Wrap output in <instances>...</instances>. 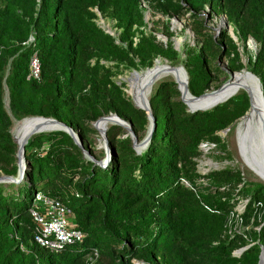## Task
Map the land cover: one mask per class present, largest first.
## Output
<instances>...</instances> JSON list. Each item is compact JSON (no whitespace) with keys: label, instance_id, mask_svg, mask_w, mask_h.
<instances>
[{"label":"trees","instance_id":"16d2710c","mask_svg":"<svg viewBox=\"0 0 264 264\" xmlns=\"http://www.w3.org/2000/svg\"><path fill=\"white\" fill-rule=\"evenodd\" d=\"M187 1L197 6L198 0ZM222 1L232 18L250 0ZM254 1L264 6V0ZM138 4L139 0H0L1 173L18 174L16 145L3 107L4 85L16 117L51 116L72 128L109 111L134 126L147 121L146 112L126 99L117 83L88 70L94 57L125 59L134 53L145 67L153 65L154 56L175 57L176 51L164 50L147 37L133 46L131 28L142 23ZM95 8L117 21L120 37L97 26ZM30 36L33 41L27 43ZM259 41L250 70L260 78L264 95V32ZM34 52L40 60L39 81L26 78ZM201 67L193 64L187 71L188 89L195 96L207 88ZM172 97L173 85L168 81L152 94L156 127L142 152L133 149L131 138L117 139L109 133L112 157L106 165L87 159L64 131L32 136L26 144L22 176L0 181V264H87L93 251L98 253L95 264H131L133 258L159 264L158 257L167 264H259L264 251V183L243 182L230 167L211 171L218 181L211 190L184 183L200 175L193 159L199 143L247 110V93L241 91L225 103L195 112L184 110L185 105ZM77 176L81 180L74 183ZM38 191L71 209V220L85 234L81 242L61 251L35 242L30 208ZM239 192L248 196L245 207L258 212L255 219L260 227L250 235L253 244L233 255L232 241L221 239V234Z\"/></svg>","mask_w":264,"mask_h":264},{"label":"rangeland","instance_id":"374dc122","mask_svg":"<svg viewBox=\"0 0 264 264\" xmlns=\"http://www.w3.org/2000/svg\"><path fill=\"white\" fill-rule=\"evenodd\" d=\"M196 4L197 6H192L187 0H139L138 9L142 13V23L135 24L131 28L133 46L142 37H147L164 50L176 51L174 58L169 59L162 55H157L151 59L153 65L145 67L140 64L139 58L134 53L128 54V58L125 59L99 58L97 61L94 57L89 62L88 70L92 73L96 71L101 76H108L112 81L117 83L121 87L124 97L130 100L134 106L135 103L132 98L133 94L131 93L130 85L123 78L131 77L135 73H141L152 68L158 60L165 63L168 62V64L170 63L174 67L183 65L187 69L186 72L193 67V64L200 63L202 72L207 75V88L204 92L219 91L218 88L226 81L228 84L231 81V75L236 73V71L242 70L239 72L241 73L253 67L261 47L259 37L264 32V6L259 5L254 0H250L240 15L230 18L229 11L222 0H198ZM174 8H177V10L174 11ZM97 15L94 20L99 28L106 30V32L109 31L111 35L120 37L122 28L117 25L115 19L108 14L97 13ZM124 46H126V43H124ZM96 64L99 65L97 69H95ZM9 67L10 63L6 66V73ZM187 76L189 77V74ZM167 81L173 85V97L171 100H180L185 105L184 110L189 111L187 105L181 100L179 90L178 92L175 91L177 87L174 86V83L177 86L178 83L177 79L173 76L164 75L159 78L154 83L149 97L146 96V85L144 90L145 98L151 99L157 87L162 82ZM239 93L237 92L236 94ZM105 102L103 101L102 104L105 105ZM3 107L7 115L12 141L16 145L14 157L17 165V143L12 135V131L17 124L21 123L19 121L25 116L16 117L12 113L9 107V91L6 85H4L3 91ZM109 114L116 113L114 111L103 112L96 119ZM96 119H88L85 121L84 126H76L73 129L77 132L84 148L89 150L91 156L96 160L103 161V165H106L112 157L109 133L116 134L115 138L117 139L131 137L128 134V130L123 126L107 123L103 127L106 129V141L108 144L106 149L102 133L93 125ZM122 119L130 123L128 118L122 117ZM131 127L138 140H141L149 130V121L147 119L142 126H134L132 124ZM201 142H207L209 148L203 150L198 145V153L193 158L196 170L200 175L193 178V182L186 178L184 182L186 185L191 186L192 184H196L200 190H211L212 185L218 183L216 176L213 174L214 172L211 171L216 172L227 167L233 169L234 172L238 171L243 182L264 183L263 179L248 168L240 158L236 147L234 131L224 134L220 130ZM106 159H108L107 162ZM209 172H211L210 176ZM2 175L6 174L0 172V176ZM80 180L81 177L77 176L73 182L78 183ZM239 187L240 185L237 186L236 190ZM221 192L224 193L223 190ZM233 193H235V189ZM245 198L248 199V196L239 194V198L233 209L226 215L224 231L221 234V239H230L232 241L231 253L233 255H239L246 247L253 244L250 235L260 227L257 222L258 220L255 219L258 212H255L254 208L247 209L244 207L241 213L237 214L238 202ZM137 260L141 264L145 263L144 259ZM155 261L159 264H167L166 259L163 257L155 258ZM207 264L213 263L207 262ZM260 264H264V257L261 259Z\"/></svg>","mask_w":264,"mask_h":264},{"label":"water","instance_id":"95a60500","mask_svg":"<svg viewBox=\"0 0 264 264\" xmlns=\"http://www.w3.org/2000/svg\"><path fill=\"white\" fill-rule=\"evenodd\" d=\"M177 67H181L182 69H184L183 65H178ZM248 73H249V76H248L249 84L244 83L242 87L247 93L248 100H249V106L247 110L238 119H236L230 126L223 129L222 131L224 134H226L231 130V128H233L234 135H235V141H236V147H237V151L239 153L240 158L242 159V161L248 168H250L254 173H256L264 181V95H263L262 84L260 82V78L250 70H248ZM184 74L186 78H188L185 70H184ZM155 82H156V79L152 80L148 86L149 95L152 91V87ZM226 82L222 84L219 88H222V86H224ZM185 91L190 93L188 89H186ZM205 92L200 94L199 96H195L191 93L190 95H191V98L193 99H200V98H203ZM180 94H181V100L187 105L188 110L190 112H195V111H205V110H208V109H211L217 106L218 104L225 103L228 99H230L235 94V91L223 93L219 98L212 100V101H208L206 103L201 102L200 105H197L194 108H190L189 105L187 104V101L184 98V92H180ZM139 108L143 109L146 112L147 119L149 121V130L146 136L143 139L138 140L129 122H128L127 127L123 126L124 128L128 130V134L130 135L132 139V145L134 149L137 151V153H140L147 148V146L149 145L151 141L152 134L156 127V120H155L154 115L152 114L150 104L148 105V103H145V106H142ZM112 117H118V115L109 114L107 116H101L95 120L93 125L95 128L98 129V124L100 121L106 118L112 119ZM26 118H38L39 121L29 126L28 130L23 134L22 139L20 140L19 144H17L16 157H17L18 174L16 177L9 176V175H2L0 176V181L19 180L25 168L26 144L28 143L29 139L32 136L40 134V133H45V132L64 131L68 133L72 137L74 143L82 149V152L87 159H89L90 161H93L96 164L103 165V161L96 160L95 158H93L89 150L84 148L82 141L79 138L77 132L74 131V129L71 126L67 125L63 121H60L54 117H44V116H28V117L22 118L21 121ZM116 123L120 124L119 121H117ZM100 132L102 133L104 137V144L107 149L108 144L106 141V129L104 128L100 130ZM107 160L108 159H106V162ZM263 257H264V251H261L259 264L261 263V259Z\"/></svg>","mask_w":264,"mask_h":264},{"label":"built area","instance_id":"2783aa9c","mask_svg":"<svg viewBox=\"0 0 264 264\" xmlns=\"http://www.w3.org/2000/svg\"><path fill=\"white\" fill-rule=\"evenodd\" d=\"M97 11V9H94ZM99 13V12H97ZM33 37L27 40L31 43ZM27 79H41L40 60L37 52L31 54L28 64ZM200 149L209 148L207 142L199 143ZM248 199H241L237 205V214L244 209ZM260 204V203H259ZM30 213L35 221V242L51 251H61L66 246L81 242L85 236L71 220V209L61 200L50 197L41 191L35 193ZM97 251H93L88 256L87 264H95ZM131 264H141L135 258L131 259Z\"/></svg>","mask_w":264,"mask_h":264},{"label":"bare ground","instance_id":"6f19581e","mask_svg":"<svg viewBox=\"0 0 264 264\" xmlns=\"http://www.w3.org/2000/svg\"><path fill=\"white\" fill-rule=\"evenodd\" d=\"M225 23H226V21H225ZM184 70L186 71L185 68L182 69L181 67H177V66L174 67L170 63L168 64V62L165 63L163 61L158 60L152 68H150L144 72H141V73H135L131 77L123 78V80L130 85L131 93L133 94L132 98L134 100L135 105L138 108L145 106V103H148V105L150 104V100L145 98V96H144L145 86L147 85L146 86L147 87L146 88V90H147L146 96L149 97L148 86H149L150 82L154 79H156V81H158L159 78H161L164 75L173 76L177 79L178 90L180 92H184V98L187 101V104L189 105L190 108H194L197 105H200L201 102L206 103L208 101L215 100V99L219 98L223 93H226V92L235 91L234 95H236L237 92H241V91L246 92L243 89L242 85L244 83H248L249 73H248V71H244L241 73L236 72L231 76V79H230L231 81L228 84L226 83V85L222 86V88H219L218 89L219 91H214V92H209V93L206 92L204 94L203 98L193 99V98H191L190 93L185 91L186 89H188V86H189L188 83L189 82H188V78H186V76L184 74ZM150 108H151V106H150ZM38 121H39L38 118H26L22 121L21 120L19 121L21 123L17 124L12 131L13 137H14L17 144H19L20 140L22 139L23 134L28 130L29 126L33 125L34 123H36ZM117 121H119L120 124L124 127L128 126V122L118 116V117H112V119L106 118V119L100 121L98 124V129H100V130L104 129L103 127L107 123L120 125L119 123H116ZM19 122H17V123H19Z\"/></svg>","mask_w":264,"mask_h":264}]
</instances>
